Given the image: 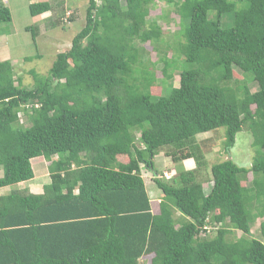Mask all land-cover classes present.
Returning <instances> with one entry per match:
<instances>
[{
  "label": "trees",
  "instance_id": "16d2710c",
  "mask_svg": "<svg viewBox=\"0 0 264 264\" xmlns=\"http://www.w3.org/2000/svg\"><path fill=\"white\" fill-rule=\"evenodd\" d=\"M87 1L85 26L47 76L30 72L33 88L0 56V189L11 188L0 195V264H140L146 256L150 264H264V242L251 233L264 218V0H165L184 17L179 51L192 67L160 96L154 75L134 77L137 43L161 37L156 24L145 29L154 0ZM65 5L57 17L68 21ZM52 11L49 1L29 5L32 17ZM48 19L51 29L62 24ZM11 21L0 0V24ZM161 61L172 80V62ZM246 125L257 150L251 166L228 159L206 177L197 136L225 128L229 153ZM160 151L196 167L167 180L155 169ZM40 157L49 170L43 193L19 189ZM143 168L162 193L157 211ZM233 231L243 236L230 240Z\"/></svg>",
  "mask_w": 264,
  "mask_h": 264
},
{
  "label": "rangeland",
  "instance_id": "374dc122",
  "mask_svg": "<svg viewBox=\"0 0 264 264\" xmlns=\"http://www.w3.org/2000/svg\"><path fill=\"white\" fill-rule=\"evenodd\" d=\"M2 1L11 10L12 21L10 23L0 24V54L3 55V52H5L6 58L10 57L9 60L14 64L16 79L18 81L21 80L24 87L31 89L34 87L35 81L30 72L36 71L41 76H47L56 55L68 51L72 45L73 38L85 26L88 1L65 0L66 11L72 12V15L66 16L68 21L57 17L58 2L60 0ZM42 1L51 2L53 11L43 15L41 19L32 17L29 12V5ZM149 11L145 29L152 30L153 24H156V26L161 28V37L155 42L147 44L137 43L141 54L134 77L138 82H143L144 76L154 75L155 82L151 91L154 95L160 96L165 93V88L168 89L170 84L174 87H179L182 68L184 70L192 66H185V58L179 51L180 46L185 43L183 33L186 25H182L184 17L179 15L174 6L169 5L165 0H154L149 6ZM50 16L53 20L58 19L62 24H59L55 29H51L52 20L48 19ZM28 27L32 29L27 30ZM34 31L37 34L35 40L32 37ZM165 54L173 65V69L171 70L173 72V79L170 81L165 79L163 72L164 64L161 58L166 56ZM235 79L242 80V77L236 73ZM231 85L235 86V83L232 82ZM250 87L253 92L258 90V86L255 83H250ZM21 122L25 126L30 125L27 116L24 114L22 115ZM225 133L226 129L220 128L216 131L199 134L196 138L193 147L196 153L203 156L207 162V166L202 169L206 177L210 173V166L228 159L233 160L240 167L246 168H249L253 163L257 150L253 147V136L248 125L244 127L242 132L238 133L236 145L229 153L225 151ZM135 136H140L139 132ZM118 160L126 163L128 158L121 156ZM40 161L45 163L44 159L40 158L35 160L33 167L36 177L42 179L44 182L47 179L45 178L43 165L39 164ZM154 162L155 169L167 180L170 177L165 171L177 173L185 170L182 167V163L174 164L168 160L163 151L155 155ZM142 175L145 179L152 203L154 204V209L157 211L159 210V202L162 199L158 196L162 193L154 183V172L143 168ZM252 178V175H248V179L243 183V186H250ZM211 187L212 183H207L205 185V191L208 192ZM175 218L181 219L180 214L176 213ZM263 222L264 218L257 217L251 225L252 237L262 242H264V237L261 234V224ZM213 235L214 233H211L208 237L211 238ZM242 236V232L233 231L228 238L230 240H237ZM150 261L151 257L146 256L140 260V264H150Z\"/></svg>",
  "mask_w": 264,
  "mask_h": 264
},
{
  "label": "crops",
  "instance_id": "0c3cea01",
  "mask_svg": "<svg viewBox=\"0 0 264 264\" xmlns=\"http://www.w3.org/2000/svg\"><path fill=\"white\" fill-rule=\"evenodd\" d=\"M43 15L39 16L38 19H41ZM36 18V17H35ZM7 52V51H6ZM1 58L3 60H9L10 57L6 58V54L5 52H3V55H1ZM11 61V60H9ZM13 64V62H12ZM14 65V64H13ZM40 158H43V157H40ZM40 158H37V159H40ZM168 160H170V158L166 157ZM37 159H34L32 161V165L34 166V162L35 160ZM44 159V158H43ZM44 162L43 163L42 161L39 162V164L43 165V168L45 169V178L47 179V181L45 180L44 182L42 181V179H39L35 176V178H33L32 180L28 181V182H25V183H20L17 187L19 189H24V188H28L32 193H36V194H39V193H43V187L45 184H47L49 182V170H48V163L46 162V160L44 159ZM182 167L186 170V171H190V170H193L195 167H196V163H195V160L194 159H189V160H185L182 162ZM48 173V174H47ZM165 173H167L169 175V177H173L175 172L173 171H165ZM3 176V172L0 171V178ZM11 189V188H9ZM8 188H3V189H0V195L2 194H8L10 191H9ZM8 190V191H7ZM156 196H158L156 194ZM158 197H161L162 198V194L159 195ZM157 198V197H156ZM160 198V199H161Z\"/></svg>",
  "mask_w": 264,
  "mask_h": 264
}]
</instances>
